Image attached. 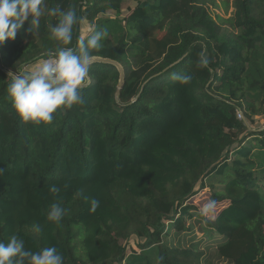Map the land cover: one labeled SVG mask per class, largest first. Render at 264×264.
Returning <instances> with one entry per match:
<instances>
[{
    "label": "trees",
    "instance_id": "1",
    "mask_svg": "<svg viewBox=\"0 0 264 264\" xmlns=\"http://www.w3.org/2000/svg\"><path fill=\"white\" fill-rule=\"evenodd\" d=\"M125 3L47 0L82 18L74 51L107 29L93 56L126 72L116 96L118 69L90 65L84 103L49 124L24 122L7 86L9 72L55 55L58 18L0 44V242L54 246L63 264H264V0H235L231 25L196 0ZM207 188L225 205L215 217L191 203ZM53 203L66 209L59 225L47 219ZM200 218L215 244L194 233Z\"/></svg>",
    "mask_w": 264,
    "mask_h": 264
},
{
    "label": "clouds",
    "instance_id": "2",
    "mask_svg": "<svg viewBox=\"0 0 264 264\" xmlns=\"http://www.w3.org/2000/svg\"><path fill=\"white\" fill-rule=\"evenodd\" d=\"M45 15L58 18L50 28V38L61 46L55 49L52 58L36 64L31 71L11 73V82L7 86L8 98L16 113L24 122L36 125L49 124L59 111L84 103L83 87L88 79L93 53L101 49L102 41L108 35L107 29H95L87 37L78 38V50L74 51L70 46L73 29L82 21L74 8L65 10L59 5L49 8L47 0H0V44L15 40L18 31L29 21L30 31L34 33ZM198 57V65L206 67L209 63L206 54L201 52ZM172 78L181 84L190 83L193 79L190 74L176 73ZM49 191L59 194L60 188L51 185ZM99 203L93 199L90 211L95 212ZM214 205V201L205 204L202 214L213 210ZM65 214L64 207L53 203L47 219L59 225ZM33 231L39 233L40 226L34 224ZM159 259L162 261L163 257ZM63 260L56 247L33 252L26 249L24 239L17 235H12L7 243L0 242V264H63Z\"/></svg>",
    "mask_w": 264,
    "mask_h": 264
},
{
    "label": "rangeland",
    "instance_id": "3",
    "mask_svg": "<svg viewBox=\"0 0 264 264\" xmlns=\"http://www.w3.org/2000/svg\"><path fill=\"white\" fill-rule=\"evenodd\" d=\"M136 0H126L125 5H129L134 3ZM198 3L206 5L208 8L209 16L223 24H230L233 21L234 11H235V0H196ZM124 5V7H125ZM162 34H159L161 36ZM38 64V63H37ZM36 65V64H35ZM34 65V66H35ZM31 68V70L34 68ZM30 70V71H31ZM192 204L195 205L199 211H202L205 204L211 202V192L210 189H204L201 191L195 198L191 200ZM224 204L217 203L214 205L213 210L208 212L205 215L210 217H215L216 214L224 207ZM194 233L197 235L198 238L204 240V246L212 243L215 244L216 241L219 239L213 235V232H210L206 228V224L203 219H198L194 226ZM198 233V234H197ZM203 246V247H204Z\"/></svg>",
    "mask_w": 264,
    "mask_h": 264
},
{
    "label": "water",
    "instance_id": "4",
    "mask_svg": "<svg viewBox=\"0 0 264 264\" xmlns=\"http://www.w3.org/2000/svg\"><path fill=\"white\" fill-rule=\"evenodd\" d=\"M95 63L111 64V65H114L118 69L120 77H119V84H118V90H117L116 96H119V94L121 92V89L125 85V78H126V72H125V68L123 67V65L121 63H119L118 61H116V60H113V59H110V58L101 57V56H93L92 64H95ZM0 67H2L1 59H0ZM23 68H24V66L19 67V69H18L16 74H22V73L28 72V70H25ZM9 73H10L11 76H12V74H15L13 72H9ZM90 83H91V79H90V76L88 75V79L85 82V85H84L83 88L87 87ZM243 119H245L244 115H243Z\"/></svg>",
    "mask_w": 264,
    "mask_h": 264
},
{
    "label": "built area",
    "instance_id": "5",
    "mask_svg": "<svg viewBox=\"0 0 264 264\" xmlns=\"http://www.w3.org/2000/svg\"><path fill=\"white\" fill-rule=\"evenodd\" d=\"M238 117H239L240 119H243V113H242V112H239V113H238Z\"/></svg>",
    "mask_w": 264,
    "mask_h": 264
},
{
    "label": "crops",
    "instance_id": "6",
    "mask_svg": "<svg viewBox=\"0 0 264 264\" xmlns=\"http://www.w3.org/2000/svg\"><path fill=\"white\" fill-rule=\"evenodd\" d=\"M30 71V70H29Z\"/></svg>",
    "mask_w": 264,
    "mask_h": 264
}]
</instances>
